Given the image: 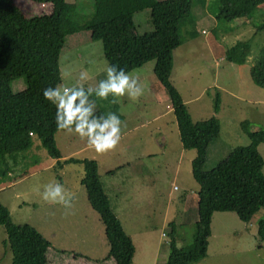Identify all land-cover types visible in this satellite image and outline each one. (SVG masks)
Instances as JSON below:
<instances>
[{"label":"rangeland","instance_id":"rangeland-1","mask_svg":"<svg viewBox=\"0 0 264 264\" xmlns=\"http://www.w3.org/2000/svg\"><path fill=\"white\" fill-rule=\"evenodd\" d=\"M20 1L16 0V3ZM22 1L24 3L19 5H25L23 7L28 11L25 13L33 14L35 11L28 7V0ZM76 1L77 10L81 12L80 19H86L93 0ZM214 1L194 0L193 16L196 9L204 10L201 12L208 16L197 25L199 31L204 29L206 33H199L192 43L185 45L189 43L186 41L173 51L170 76L186 101L193 121L211 116L220 121V133L208 146L206 170L212 169L221 160L216 155V145L221 147V144L228 145L232 141H237L231 144L233 146L244 143L246 136L239 125L243 118H247V115L264 117V105L258 104L259 100H264V89L255 85L249 75L250 66L264 56V28L257 29L264 21V5L259 6L250 19L217 21L213 17L215 13L212 8L217 4ZM42 8L43 14L51 12L49 3ZM133 21L137 32L152 30L148 9L134 14ZM181 35H186L185 27L181 29ZM246 38L251 39L250 55L246 62L238 65L229 61L224 48ZM209 40L212 44L208 43ZM65 50L59 58L60 71L69 72L72 76L61 79L58 85H71L75 82L73 77L81 70L88 71L92 77L90 83L93 84L106 77L105 70L109 63L103 55L102 44L91 40L87 31L69 37ZM153 66L154 61L150 60L130 72L139 77L144 95L136 102L124 97L118 103L119 112L126 117L124 121H129L130 128L135 127V131L125 135L122 129L121 142L114 151L98 155L77 136L76 140L75 135L55 133V144L61 156L71 155L97 162L98 174L111 206L117 209L126 230L133 232L136 243L134 264H141L140 258L144 263L152 264L162 249L168 248L172 237L180 246H185L192 243L194 235V222L187 221L179 211L185 205L184 194L192 195L197 183L190 173L189 164L186 168L182 165L178 169L181 142L176 119L172 109L167 107L171 106L169 97L157 81ZM235 79L243 82V85L252 86L254 93L237 94L241 96L235 98L230 90L239 93V84L235 88L227 86L229 81ZM155 82L161 87L156 84L158 91L151 86ZM24 86L23 77L11 82L13 91H20ZM96 103L97 110L107 107V101L97 100ZM136 115L139 117L137 122ZM250 126L264 129V123L254 120L250 121ZM30 136H33L31 147L18 153L16 163L9 159L10 170L0 176V201L9 209L12 221L31 224L54 243L50 242L52 252L48 254L49 264H114L111 259L99 261L106 256L108 246L103 223L98 221L99 215L89 205L85 188L79 180L84 175L82 164L68 162L63 167H53L50 161L55 158L48 154L34 134ZM239 137L241 140H237ZM15 139L11 136L3 143ZM259 151L264 157V144ZM53 181L61 183L78 200L67 214L61 205L58 209L51 208L49 206L52 204L42 199L44 186ZM18 196H21V200ZM195 208L198 210L197 204ZM261 212L264 213V207L258 211ZM51 214L55 220L50 219ZM233 216L236 222H241L235 213ZM87 226L93 230L87 231L89 236L86 238L82 231ZM140 231H143V235L136 234ZM215 232L217 237L212 239L211 235L208 238L209 258L215 254H229L233 259L231 264H264V241L257 238L256 226L252 222L243 232L232 222L215 226ZM5 238V231L0 226V264H11V252L2 244ZM56 241L65 242V246L70 245L67 247H73L92 258L75 251H69L72 253L70 256L62 255L57 252L61 249L56 246ZM160 243L159 251L150 252L154 244ZM162 262L159 259L155 264Z\"/></svg>","mask_w":264,"mask_h":264},{"label":"trees","instance_id":"trees-1","mask_svg":"<svg viewBox=\"0 0 264 264\" xmlns=\"http://www.w3.org/2000/svg\"><path fill=\"white\" fill-rule=\"evenodd\" d=\"M32 1L50 3L51 12L29 15L14 0H0V176L10 170L9 159L16 163L18 153L31 147L30 132L48 154L57 159L59 166L66 162L81 163L84 175L80 183L91 208L103 223L108 246L106 256L99 261L111 259L114 264H132L134 244L110 204L97 162L74 157L60 161L61 154L55 144L57 110L43 95L45 89L60 83L59 58L66 39L87 31L91 40L102 44L109 65L130 72L154 61L153 72L169 97L181 145L197 151L191 161L192 176L199 185L193 241L178 246L172 237L167 258L161 264H190L202 260L207 255L214 212H232L242 222L249 223L264 207V158L258 149L264 143V130L249 133L247 145L235 146L212 169L206 170L208 146L220 133L219 120L211 116L193 121L170 77L173 50L196 37V21L192 16L194 0H93L86 19H80L81 12L73 2ZM214 4L213 17L217 21H232L250 19L256 9L264 5V0H215ZM146 9L152 30L140 33L133 16ZM183 27L188 31L185 36L181 35ZM262 28L264 21L257 29ZM250 47L249 39L237 40L224 50L225 57L242 65L250 54ZM249 75L255 85L264 89V56L250 66ZM17 77H23L25 86L13 91L11 82ZM97 111L105 115L115 112L123 120L118 104L107 101V107ZM11 136L16 137L15 141L3 143ZM256 225L257 238L264 241V214ZM0 226L6 234L2 244L11 252V264H49L50 241L31 224L14 223L9 209L1 201ZM57 252L72 254L64 250Z\"/></svg>","mask_w":264,"mask_h":264},{"label":"clouds","instance_id":"clouds-1","mask_svg":"<svg viewBox=\"0 0 264 264\" xmlns=\"http://www.w3.org/2000/svg\"><path fill=\"white\" fill-rule=\"evenodd\" d=\"M105 71L106 77L98 83H90L92 77L88 71L81 70L73 77L75 82L71 85L60 84L43 92L45 99L56 107L57 131L86 141L88 148L98 155H105L119 146L123 122L115 112L98 114L96 101L115 105L121 98L136 102L144 95L138 76L116 65H109ZM69 76H72L69 72L61 73L62 80ZM42 199L61 205L67 214L73 207L74 197L61 183L53 181L44 186Z\"/></svg>","mask_w":264,"mask_h":264},{"label":"crops","instance_id":"crops-1","mask_svg":"<svg viewBox=\"0 0 264 264\" xmlns=\"http://www.w3.org/2000/svg\"><path fill=\"white\" fill-rule=\"evenodd\" d=\"M66 1H68V2H73V3H75L76 5H77V1L76 0H66ZM14 2H15V4L18 6V7H20L24 12H28L27 10H25L24 9V7H25V5H19V4H23L24 3V1H20V3L19 4H17L16 3V0H14ZM28 7L30 8V9H32L33 8V10L35 11L33 14H40V13H42L43 14V12H42V10H44L41 6H39L40 5V3H36V2H33L32 0H28ZM24 6V7H23ZM49 6L51 7V4L49 3ZM79 8V7H78ZM80 9V8H79ZM201 11H204V10H199V9H196V10H194V12L196 13L194 16H193V14H192V16H193V18L195 19V21H196V25H195V30H196V36L199 34V33H202V34H204V33H206L205 32V30L204 29H201V31H199V29H198V27H197V25H198V23H200V21H202V20H205V19H207V15L204 13V12H201ZM44 13H47V12H44ZM50 13V12H49ZM32 14V15H33ZM30 15V14H29ZM189 29V28H188ZM186 33H188V31L186 30ZM77 34H79V33H77ZM77 34H74V35H77ZM71 36H73V35H71ZM71 36H69V37H71ZM68 37V38H69ZM68 38L66 39V41L68 40ZM247 39H249V38H246L245 40H247ZM250 40V44H251V39H249ZM187 41H189V43H187L186 42V44L185 45H189L190 43H192L193 41H194V37L193 38H189ZM208 43H210V44H212V41L211 40H209L208 41ZM235 43V42H234ZM69 45V44H68ZM230 45H232V44H230ZM229 45V46H230ZM179 47V46H178ZM227 47H225L224 49H226ZM176 49V48H175ZM174 49V50H175ZM173 50V51H174ZM64 51H66L65 49H63L62 50V52H61V54L64 52ZM60 54V55H61ZM250 55V54H249ZM249 55L247 56V58L249 57ZM172 56H173V53H172ZM215 58H217V57H215ZM214 58V59H215ZM247 58H246V60H247ZM246 62V61H245ZM244 62V63H245ZM256 62V61H255ZM254 62V63H255ZM253 63V64H254ZM252 64V65H253ZM251 65V66H252ZM138 68V67H137ZM137 68H135V69H137ZM173 68V67H172ZM135 69H133V70H135ZM133 70H131V71H133ZM130 71V72H131ZM61 72V71H60ZM62 73V72H61ZM158 81V80H157ZM159 82V81H158ZM240 83H242V84H240ZM156 84H157V82H155L154 84H152L151 86H152V88L154 89V90H157L158 91V89H157V87H156ZM239 84V87H240V89H239V93H234V89H228V90H230L231 92H232V95L235 97V98H239L241 95H237V94H243V93H246V94H253L254 93V88H252V86H246V85H243V82H240V81H238L237 79H235V80H231V81H229V84L227 85L228 86V88H235L237 85ZM161 85V84H160ZM157 86H159L158 84H157ZM216 86V85H215ZM160 87V86H159ZM161 88V87H160ZM162 90H163V92H165L164 91V89H163V87H162ZM166 93V92H165ZM181 97H182V95H181ZM255 98H258V97H255ZM182 99H183V97H182ZM183 101H184V103L186 102L184 99H183ZM170 102V101H169ZM186 104V103H185ZM258 104H261V105H264V100L263 99H261V100H259V103ZM167 107H169V109L171 110L172 109V107L171 106H167ZM186 107H187V105H186ZM187 109H188V107H187ZM172 111H173V109H172ZM189 111V110H188ZM256 112L257 113H260V112H258V110L256 109ZM190 113V112H189ZM122 114V113H121ZM191 115V114H190ZM122 116H123V114H122ZM245 116V115H244ZM126 117L125 116H123V121H124V119H125ZM137 119H139V117L136 115V121L135 122H137ZM218 119V118H217ZM219 120V119H218ZM251 120H254V122H262V123H264V117L263 116H256V117H250V116H248L247 115V118H243L240 122H239V125H240V129H241V132H242V134L243 135H245L246 136V139H244V143L243 144H238V145H247L248 143H249V133H252V132H255V131H258V130H260V128H255V127H251L250 126V121ZM219 123H220V121H219ZM142 125V124H141ZM123 131H124V134L125 135H127V134H130V133H132L133 131H135L134 129H135V127H132V128H130V126H129V121H124V124H123ZM133 130V131H132ZM264 130V129H263ZM74 139H76L77 140V137L75 136V138ZM162 139H163V137H162ZM215 139V138H214ZM237 140H241V137H239V139H237ZM234 142H237V141H232L230 144H228V145H224V144H221V147H219L218 145H216V148H215V151H216V155L217 156H219L220 158H219V160L221 159V158H223V157H225L230 151H231V149H233L235 146H238V145H231V144H233ZM264 143H261L259 146H258V149H260V147L263 145ZM260 152V151H259ZM196 154H197V151L195 150V149H184L183 147H182V145H181V148H180V151H179V157H178V169L183 165L184 166V168H186V165L187 164H189V170H190V173H191V175H192V171H191V161H192V159L196 156ZM69 157H73V156H71V155H66V156H61V158H60V160H66L67 158H69ZM74 158H76V157H74ZM264 158V157H263ZM50 162H52L51 164H52V166L53 167H55V166H57L58 165V163H57V161H56V159H54L53 161H50ZM66 163H68V162H66ZM66 163H62V165H58L59 167H63L64 165H66ZM69 163H73V162H69ZM81 164V163H80ZM82 167H83V165H82ZM83 171H84V168H83ZM83 177V176H82ZM82 177H80V179L79 180H81V178ZM193 177V176H192ZM194 191H193V194L191 195V194H184V206H182V209H181V211H179L180 212V214H181V216H184V218L187 220V221H191V222H195L197 219H198V215H197V210H196V208H195V206H196V204H197V199H198V191H199V185L197 184V186H194ZM85 193H86V191H85ZM18 198L21 200V196H18ZM86 199H87V195H86ZM78 200L74 197V199H73V201H72V203H73V205L74 204H76V202H77ZM87 201H88V199H87ZM22 202L23 203H26L25 201H23L22 200ZM89 203V202H88ZM90 205V204H89ZM49 207H51V208H55V209H58V208H60V205H58V204H52V206H49ZM263 208V207H262ZM114 209V208H113ZM261 209V208H260ZM115 210V212H116V214H117V216H118V218H119V220H120V222H121V224H122V227H123V229H124V231L131 237V239H132V242H133V244H134V248H135V251H134V255H133V259H132V264H134V259H135V254H136V243H135V241H134V238H133V232H130V231H127L126 230V228H125V226H124V224H123V221H122V219H121V217H120V215H119V213H118V211H117V209H114ZM256 215H254L253 217H252V219L250 220V222L249 223H244V222H236L235 221V218H234V216H233V213L232 212H214L213 214H212V219H211V234H210V237H211V235H212V239H214L215 237H217L218 236V234H216V232H215V226H223L224 224H226L227 222H232L233 223V225H235L236 227H238V229H240V231L241 232H243V229H245L246 228V226L249 224V225H251V222H252V224H255V226H257L256 224H257V221H258V219L264 214L263 212H261V213H258V211L255 213ZM238 217V216H237ZM50 219L51 220H55V218H53V216H52V214L50 215ZM100 219V217L98 218V221H101V220H99ZM254 220V221H253ZM240 221V220H239ZM86 229H84L83 231H82V234L87 238L89 235L87 234V231L89 230V229H91V230H93L92 229V227L91 226H87V227H85ZM37 229V228H36ZM60 230H62L61 228H60ZM226 230H227V228H226ZM138 233H140V235H143V231H140V232H137L136 234H138ZM234 232H232V234H233ZM226 235H229V234H226ZM209 237V238H210ZM47 239V238H46ZM50 241V240H49ZM50 242H52V241H50ZM58 244H56V246H58L61 250H66V251H75V252H77V253H81L82 255H86V256H88L87 254H84V253H82V251H77L76 249H74L73 247H67V246H70V245H67V246H65L66 245V243L65 242H60V241H56ZM52 244H54L53 242H52ZM162 245V243H160V244H157V245H155L154 244V246L151 248V250H150V252H152V253H154V252H157V251H159V249H160V246ZM177 245L178 246H180L179 245V242L177 241ZM168 252H169V246H168V248H165L164 247V249H162V251H161V254L158 256V257H156L154 260H152V264H155L159 259L161 260V261H165L166 260V258H167V255H168ZM88 257H90V256H88ZM90 258H92V257H90ZM234 259H236L235 258V256H234ZM233 259L229 256V254H215V255H212V258H209L208 257V255H206L202 260H200V261H197V262H192V263H190V264H231V261H232ZM140 261H141V264H148V263H144L143 262V260L140 258ZM162 262V263H163ZM158 264H161V263H158Z\"/></svg>","mask_w":264,"mask_h":264},{"label":"built area","instance_id":"built-area-1","mask_svg":"<svg viewBox=\"0 0 264 264\" xmlns=\"http://www.w3.org/2000/svg\"><path fill=\"white\" fill-rule=\"evenodd\" d=\"M40 6H41V7H45V3H44V2H41ZM29 135H33V133L30 132Z\"/></svg>","mask_w":264,"mask_h":264}]
</instances>
